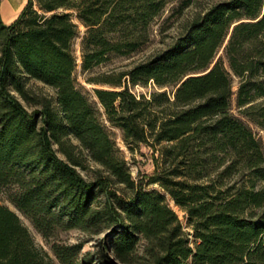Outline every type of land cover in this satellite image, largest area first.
I'll use <instances>...</instances> for the list:
<instances>
[{
    "label": "trees",
    "instance_id": "trees-1",
    "mask_svg": "<svg viewBox=\"0 0 264 264\" xmlns=\"http://www.w3.org/2000/svg\"><path fill=\"white\" fill-rule=\"evenodd\" d=\"M1 2L0 193L46 240L110 231L97 260L82 243L52 241L61 264H264V147L232 111L236 93L264 129V0L221 1L174 44L108 77L113 89H95L130 148L160 146L148 182L166 193L134 179L74 72L81 25L90 69L149 45L169 0H27L10 24ZM151 82L149 96L130 88ZM88 160L101 166L95 180L80 171ZM0 264H58L1 201Z\"/></svg>",
    "mask_w": 264,
    "mask_h": 264
},
{
    "label": "rangeland",
    "instance_id": "rangeland-1",
    "mask_svg": "<svg viewBox=\"0 0 264 264\" xmlns=\"http://www.w3.org/2000/svg\"><path fill=\"white\" fill-rule=\"evenodd\" d=\"M5 1V0H2ZM16 1L21 0H12L14 5ZM223 0H169V3L166 9L155 19L152 25V41L146 47L124 56L112 55L110 59L90 68L84 69L83 57H82V40L85 31V27L81 25L82 34L77 38L75 42L76 55L78 57V66L74 72L75 81L81 89L87 92L92 101L95 103L98 108L101 118L107 126V129L117 144V147L120 149L121 154L126 158L129 163L131 173L134 179L138 182H143L146 188L156 189L166 193V191L158 183L149 184V176L153 175L156 171V157L160 156V146L153 148L148 144H138L134 145L133 148H130L124 140L123 131L113 125L107 118L104 108L99 102L95 89H113V87L105 83L108 77L115 75L116 77L123 71H127L133 68L135 65L150 59L154 54L165 50L170 45L174 44L180 37L184 36L187 32L188 27L192 21L200 16L205 14L211 7L220 3ZM26 6V4H25ZM24 6V8H25ZM23 8V9H24ZM22 9V11H23ZM22 13V12H21ZM224 55V47L219 51L217 57ZM228 64V63H227ZM239 79L234 77V90L237 91L239 86ZM35 87L43 94L49 96H55L54 89L44 86L41 83H37ZM132 91H134L138 96L141 94L150 95L152 91L157 90V86L151 82L148 86L144 87L141 85L132 86L130 85ZM169 91H171L169 89ZM264 100V99H261ZM233 113L245 121L251 126L257 138L261 141L264 147V129L261 125L253 122L250 118L245 116L242 113V108L237 105V94L233 96ZM86 169H80V171L89 179L95 180L97 177V171L101 169L94 161L88 160L86 162ZM118 187H121L118 185ZM168 200L171 206L179 213L180 218L186 224L185 212L175 204L174 200L170 195ZM0 201L10 208L15 210L23 219L25 224L29 227L32 232L37 244L43 247L48 253L56 260L58 264H61L56 258L52 248L51 242L58 240L65 244H77L82 243L84 245L82 249L83 256L91 253L89 258L98 259V251L100 243L105 240L109 234L108 231L102 232L100 234L91 235L87 234L80 229H70V230H60L57 233L56 238L46 240L43 235L35 228L32 222L21 213L12 203L5 199V195L0 193ZM145 242L141 241L139 243V252L140 255L144 254ZM99 261V260H98ZM98 261H96L98 263ZM102 262V261H100ZM143 260L137 264H142ZM103 264V263H101Z\"/></svg>",
    "mask_w": 264,
    "mask_h": 264
},
{
    "label": "crops",
    "instance_id": "crops-1",
    "mask_svg": "<svg viewBox=\"0 0 264 264\" xmlns=\"http://www.w3.org/2000/svg\"><path fill=\"white\" fill-rule=\"evenodd\" d=\"M25 4H27V0L16 1V5L12 0L2 1L1 12L4 21L8 24L14 22L20 16Z\"/></svg>",
    "mask_w": 264,
    "mask_h": 264
}]
</instances>
